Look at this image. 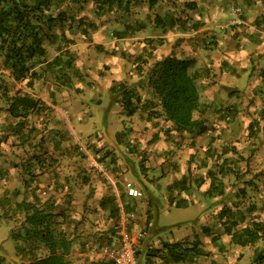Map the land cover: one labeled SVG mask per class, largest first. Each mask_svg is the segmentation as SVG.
<instances>
[{"label": "crops", "instance_id": "0c3cea01", "mask_svg": "<svg viewBox=\"0 0 264 264\" xmlns=\"http://www.w3.org/2000/svg\"><path fill=\"white\" fill-rule=\"evenodd\" d=\"M207 1L205 9L193 16L202 26L182 30L176 25L159 34H142L118 46L124 53L105 57L99 64L106 67V73L87 87L92 109L87 105L88 115L79 124L80 131H87L84 137L99 149L97 155L101 154L97 160L89 157L97 167L93 184L88 185L91 194L86 197V185L72 190L65 185L36 189L37 203L39 193L52 192L53 212L71 215L70 223L61 228L72 239L68 264H109L107 251L115 240V229L123 225L124 212L130 211L137 216L128 223L129 231H143L137 251L139 264H264V240L244 246L233 243L230 221L220 214L223 207L233 210L227 195L236 189L233 176L229 185H223L228 200L206 194L211 182L206 173L214 170L212 162L234 155L216 148L244 147L245 138L236 133L237 124L225 121L228 114L247 116L237 95L253 98L256 104L251 115L258 119V129H264V78L259 76L264 68V28L258 27V5L253 2ZM238 15L242 20L235 21ZM172 55L194 61L190 72L199 88L194 119L201 121L200 133L196 129L176 132L171 122L161 118L157 101L150 102L147 68ZM140 57L148 60L142 73L137 72ZM120 82L137 98L132 99L136 109L131 116L110 92ZM120 132L123 134L118 135ZM107 145L113 146L115 155L105 154ZM142 157L143 167L138 164ZM128 181L142 191L141 198L125 197ZM67 193L73 194L74 201L68 202ZM187 210H191L187 220L195 222L194 226L178 233L168 229V237H162L171 220L165 218Z\"/></svg>", "mask_w": 264, "mask_h": 264}, {"label": "rangeland", "instance_id": "374dc122", "mask_svg": "<svg viewBox=\"0 0 264 264\" xmlns=\"http://www.w3.org/2000/svg\"><path fill=\"white\" fill-rule=\"evenodd\" d=\"M239 1L257 4L258 17L256 20L263 21L264 6L261 0H234L236 4H239ZM203 2L205 3H202V0H157V4L151 10L136 6L129 14L124 15L101 13L94 5V0H85L80 5L64 7L68 19L63 26L55 29V33L59 35L64 32L68 38L75 41L76 46L72 48L76 59L74 64L80 77L74 78L71 86L55 82L50 75L44 80L35 81L33 94L41 100L42 107L40 111L28 117L26 124L28 126L36 124L38 132H33L27 140L17 142L10 138L0 145V264H24L47 254L46 247L41 241H28L24 238L27 223L24 222L23 203L33 200V204L39 207L53 206L54 194L49 191L45 194L39 193L41 197H39V203L36 202L38 187L53 185L60 188L65 185L72 190L86 185L88 190L86 197L91 194L92 187L88 185L93 184L96 175L93 171L97 168L95 164H92V160H97L101 154L97 155L99 149L90 143L89 137H84L87 131L85 130L84 133L80 131L79 124L82 120L80 118L86 119L88 115L87 105L91 108L86 93L87 87L96 82L98 76L106 73V67L99 66L103 62V56L108 57L114 52L113 46L129 44L132 39L136 40L142 34L154 35V33L159 34L165 28H172L170 17L178 19L180 23L184 22L181 24H184L183 27L187 29L195 22L197 27L202 26L200 21L194 20L193 16L205 9L209 1L203 0ZM241 16H236L234 20H242ZM80 18L85 22L78 25L77 21ZM210 20L209 17L208 21ZM88 22H92L94 27H88ZM85 23L88 36L84 38L78 35L77 31ZM125 23L130 24V27L125 28ZM258 27L264 28V25L258 24ZM58 43L56 41L54 45L47 47L46 58L48 60L54 56ZM90 48L94 53H91ZM0 73L7 75L8 71L0 67ZM259 76L264 78L263 67L260 68ZM4 78L6 81L1 80L0 87H5L7 84L11 92L15 87L23 86V83ZM243 94L237 96L242 100L240 105L247 111V116L236 115L232 121L239 127L236 130L237 136L245 138L242 142L244 147L243 150H238L237 146H225L226 150L234 155L228 157L224 166L230 171L233 170L231 173H236L237 179L232 178V183L236 188L242 187L246 190L245 198L240 201L239 208L243 210L248 204H254L255 211L252 216L264 222V129L260 130V127L258 129V119L251 115L256 102L253 98L246 99ZM245 102L247 105L244 107ZM5 107L6 101L0 89L1 137L2 134H11L8 128L11 122L4 113ZM225 121L230 123L228 120ZM248 139L258 141L251 142ZM105 147L108 148L104 151L105 154L115 155L113 146ZM218 148H216L218 152L225 151V148H220V150ZM31 153L40 154L41 158L45 157L49 164L48 167L39 170L37 162L28 159ZM230 177H232L231 174L224 176V184H230ZM67 197L68 202L74 201L72 193H67ZM236 210L234 208L233 212L235 213ZM190 213L191 210L178 211L177 214L165 218L171 220L168 224L170 226L162 232V237H168L170 234L168 229H171L172 233H178L186 227L189 229L194 226L195 222L187 220L191 216ZM159 215L160 218L165 217L162 211ZM70 216L64 211L62 216L49 219L51 228L61 230L64 224L70 223L68 219ZM179 221L181 223L177 224ZM173 223L176 225L171 226ZM63 233L69 234L65 231Z\"/></svg>", "mask_w": 264, "mask_h": 264}, {"label": "trees", "instance_id": "16d2710c", "mask_svg": "<svg viewBox=\"0 0 264 264\" xmlns=\"http://www.w3.org/2000/svg\"><path fill=\"white\" fill-rule=\"evenodd\" d=\"M84 1L0 0V67L8 71L7 75L0 73V81L5 80L4 77H6L8 80L23 83V86L15 87L12 92L7 84L5 87H0L6 101L4 113L11 122L10 126L8 125L11 134L1 133L0 145L6 143L10 138L17 142L23 139L27 140L33 132H38L36 124L29 126L26 124L28 117L40 111L42 107L41 100L33 94L35 81L44 80L50 75L55 82L71 86L73 79L80 77L74 64L76 59L72 48L76 46L75 41L68 38L64 32L57 35L55 29L63 26L68 19L64 7L80 5ZM261 3L264 6V0H261ZM156 4L157 0H94V5L99 12L121 15L129 14L131 9L136 6L151 10ZM72 19L75 20L73 16ZM262 19L263 21L257 23L264 25V16ZM81 21L83 20L80 18L77 24L85 22ZM158 21L161 20L158 19ZM169 21L172 27L177 24L180 29L187 30L183 27L184 24H181L184 22L180 23L178 19L172 17L169 18ZM195 24L196 22L189 29H195L197 27ZM85 25L86 23L82 24L77 31L78 35L84 38L88 36V29ZM198 25L200 26V24ZM87 26L94 27V24L88 22ZM124 26L128 28L130 24L125 23ZM56 41L59 43L55 47V54L52 59L48 60L46 58L47 47L54 45ZM151 41L158 43L155 39ZM96 48L94 47V49ZM113 48L115 49L114 52L108 56H116L119 52L124 53L119 50L118 45L113 46ZM90 51L94 53L92 48ZM105 57L107 56H103V58ZM139 61L137 72L142 73V66H145L148 60L147 57H140ZM193 63V59L176 58L173 55L165 56L149 64L146 71L147 87L153 98L150 102L155 104L154 101H157L161 118L171 122L173 130L178 133L190 132L194 129L199 133L203 131L201 121L194 119V113L198 110L199 105V88L195 75L190 72ZM110 92L115 99H119L122 103L126 115H133L136 107L132 106V99L136 100L137 98L133 95L132 90L128 89L125 83L120 82L111 86ZM235 116V114H228L226 120L231 122ZM119 134L121 135L123 132ZM225 152L228 151L225 149L223 153ZM229 152L231 153V151ZM39 155L31 153L28 159L29 161L35 160L40 170L48 167L49 164H47L45 157L41 158ZM143 159L142 157L138 162L142 167L144 166ZM220 161L212 162L214 170H207L206 174L211 182L206 194L226 197L228 200L227 195L230 193L225 195L223 192L224 182L222 180L224 176L229 174L237 179V175L231 173L233 170L230 171L225 168L224 163L228 161L227 158ZM184 180L185 177L180 182ZM245 192V188L241 187L236 188L230 195L232 207L237 209L235 213L232 208L226 207L220 211L221 216L230 221L233 243L240 246L264 240V222L258 221L257 217L252 216L255 205L248 204L243 210L239 208L240 201L245 198ZM23 211L25 213L24 222L27 223L24 238L28 241H41L47 250L45 256L24 264H68L66 257L70 252L72 239L61 230H53L49 221L51 218L61 216L60 213H54L53 206L49 208L47 206L39 207L31 202L23 203ZM257 258L258 260L263 258L261 253L258 254Z\"/></svg>", "mask_w": 264, "mask_h": 264}, {"label": "built area", "instance_id": "2783aa9c", "mask_svg": "<svg viewBox=\"0 0 264 264\" xmlns=\"http://www.w3.org/2000/svg\"><path fill=\"white\" fill-rule=\"evenodd\" d=\"M124 194L126 198L135 199L142 197V191L132 182H125ZM136 212H124L123 225L117 227L114 233V242L107 251L109 264H139L137 259L138 245L143 237V231L132 233L128 229V223L136 219Z\"/></svg>", "mask_w": 264, "mask_h": 264}]
</instances>
